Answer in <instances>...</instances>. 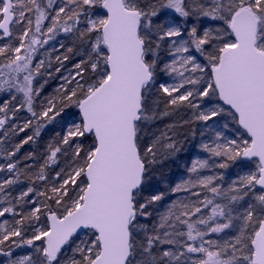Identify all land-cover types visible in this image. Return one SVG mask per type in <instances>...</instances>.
Listing matches in <instances>:
<instances>
[{
  "label": "snow or ice",
  "instance_id": "1",
  "mask_svg": "<svg viewBox=\"0 0 264 264\" xmlns=\"http://www.w3.org/2000/svg\"><path fill=\"white\" fill-rule=\"evenodd\" d=\"M0 264H264V0H0Z\"/></svg>",
  "mask_w": 264,
  "mask_h": 264
},
{
  "label": "trees",
  "instance_id": "2",
  "mask_svg": "<svg viewBox=\"0 0 264 264\" xmlns=\"http://www.w3.org/2000/svg\"><path fill=\"white\" fill-rule=\"evenodd\" d=\"M54 86V85H53ZM26 148H27V146H26ZM190 151H192L191 149H190Z\"/></svg>",
  "mask_w": 264,
  "mask_h": 264
}]
</instances>
